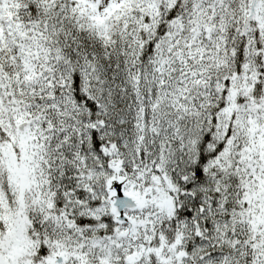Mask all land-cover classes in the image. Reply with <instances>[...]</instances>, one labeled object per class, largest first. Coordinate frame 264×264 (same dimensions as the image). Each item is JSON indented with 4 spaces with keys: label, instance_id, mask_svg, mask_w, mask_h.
Returning <instances> with one entry per match:
<instances>
[{
    "label": "snow or ice",
    "instance_id": "obj_1",
    "mask_svg": "<svg viewBox=\"0 0 264 264\" xmlns=\"http://www.w3.org/2000/svg\"><path fill=\"white\" fill-rule=\"evenodd\" d=\"M0 264H264V0H0Z\"/></svg>",
    "mask_w": 264,
    "mask_h": 264
}]
</instances>
